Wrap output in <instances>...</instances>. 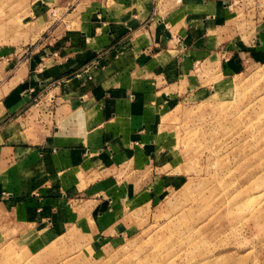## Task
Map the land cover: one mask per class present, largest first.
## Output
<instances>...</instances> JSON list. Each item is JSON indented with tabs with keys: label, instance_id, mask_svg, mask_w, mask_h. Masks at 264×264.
Instances as JSON below:
<instances>
[{
	"label": "crops",
	"instance_id": "1",
	"mask_svg": "<svg viewBox=\"0 0 264 264\" xmlns=\"http://www.w3.org/2000/svg\"><path fill=\"white\" fill-rule=\"evenodd\" d=\"M32 2L27 29L0 39V228H31L49 253L91 249L167 178L159 124L203 91L194 69L227 76L264 55V18L236 23L227 0Z\"/></svg>",
	"mask_w": 264,
	"mask_h": 264
},
{
	"label": "rangeland",
	"instance_id": "2",
	"mask_svg": "<svg viewBox=\"0 0 264 264\" xmlns=\"http://www.w3.org/2000/svg\"><path fill=\"white\" fill-rule=\"evenodd\" d=\"M32 1L0 0V39L27 29ZM227 9L248 28L264 18V0H227ZM43 13L61 19L50 6ZM237 66L227 76L196 67L203 91L165 109L167 178L119 238L49 253L31 228H0V264H264V55Z\"/></svg>",
	"mask_w": 264,
	"mask_h": 264
}]
</instances>
